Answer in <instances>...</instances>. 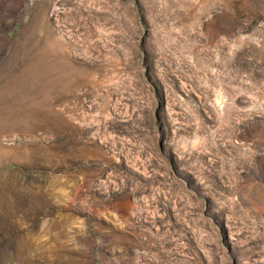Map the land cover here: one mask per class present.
<instances>
[{"label": "rangeland", "instance_id": "obj_1", "mask_svg": "<svg viewBox=\"0 0 264 264\" xmlns=\"http://www.w3.org/2000/svg\"><path fill=\"white\" fill-rule=\"evenodd\" d=\"M0 264H264V0H0Z\"/></svg>", "mask_w": 264, "mask_h": 264}, {"label": "bare ground", "instance_id": "obj_2", "mask_svg": "<svg viewBox=\"0 0 264 264\" xmlns=\"http://www.w3.org/2000/svg\"><path fill=\"white\" fill-rule=\"evenodd\" d=\"M32 69H27L26 72L30 73ZM33 92V91H32ZM36 93V92H35Z\"/></svg>", "mask_w": 264, "mask_h": 264}]
</instances>
